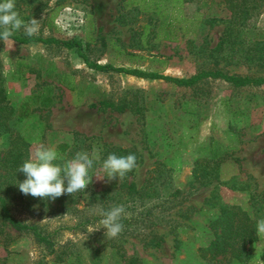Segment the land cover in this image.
<instances>
[{
    "label": "rangeland",
    "instance_id": "1",
    "mask_svg": "<svg viewBox=\"0 0 264 264\" xmlns=\"http://www.w3.org/2000/svg\"><path fill=\"white\" fill-rule=\"evenodd\" d=\"M231 2L234 11L226 0H15L25 22L39 21L32 37L57 42L0 40V86L15 109L0 135V195L10 215L48 243L0 215V264H264L255 228L264 218V84L218 77L176 84L102 71L60 43L80 41L96 64L175 78L202 71L262 78L264 0ZM14 35L28 37L23 28ZM39 144L65 159L100 149L92 183L55 200L23 195L17 169ZM109 153L135 154L136 168L123 180L97 179ZM120 204L129 218L116 238L103 228L88 233L101 219L97 206ZM229 205L250 218L256 239L241 245L245 252L201 257L219 207Z\"/></svg>",
    "mask_w": 264,
    "mask_h": 264
},
{
    "label": "clouds",
    "instance_id": "2",
    "mask_svg": "<svg viewBox=\"0 0 264 264\" xmlns=\"http://www.w3.org/2000/svg\"><path fill=\"white\" fill-rule=\"evenodd\" d=\"M15 9V0H0V40H10L14 33L21 28L28 37L37 35L39 21L32 18L25 22ZM100 149L93 148L91 153L77 151L70 159L61 156L54 147L39 144L31 156L24 160L18 171L25 176L23 181H18L19 191L25 196L33 198L55 200L65 194L73 195L84 191L92 183L90 170L95 162L100 160ZM137 166V157L133 153L117 155L109 153L101 162L103 176L107 177L106 183L111 180H123L127 173ZM96 214L101 217L98 223L89 228L88 233L105 229L104 235L109 239L116 238L124 229L122 218H129L124 205H111L107 210L97 206ZM256 233L264 237V218L257 220Z\"/></svg>",
    "mask_w": 264,
    "mask_h": 264
},
{
    "label": "trees",
    "instance_id": "3",
    "mask_svg": "<svg viewBox=\"0 0 264 264\" xmlns=\"http://www.w3.org/2000/svg\"><path fill=\"white\" fill-rule=\"evenodd\" d=\"M192 1L193 0H171L172 4L176 2V5H180L181 3L192 2ZM231 1L232 0H226V5H227V8H229V10L234 11L236 10L235 8L236 5L232 4ZM174 20H175V17H171L164 24L165 26L168 27V29L162 32L163 38L170 39V35L172 32L170 28ZM11 39L18 41V42H22V43L36 41V40H40L42 42H48V41L57 42V40L53 38H44V39H41L38 37L22 38L17 35H13ZM60 43L66 46L75 47L77 55L85 61L87 66L93 67L95 69L102 70V71L121 72L124 74H129V75H133L136 77H143V78H148V79H163V80L174 82L176 84H190L192 82H195L198 79L205 78V77H210V78L218 77L226 81H229L233 84H264V77L262 78L260 77H255V78L235 77V76H229V75L223 74L218 71H202V72L192 75L189 78L184 79V78H175V77H171L167 75H162L154 71H145V70H141L137 68H125L122 66H112L110 64H96V63L88 61L85 55L82 53V45L80 41L64 40V41H61ZM14 112H15V109L10 105L7 97L4 94L3 88L0 86V135L5 133L8 130L6 121L12 118ZM21 146L23 149H25L26 143L21 141ZM114 149L120 152L126 151L120 148H114ZM19 156L20 154L15 155L12 158L13 164L14 163L16 164L18 162L17 158ZM128 187L133 188V183H130ZM236 212H238L239 215H236L235 219L232 220L231 217L233 214H236ZM0 215L11 226L17 229H24V230L30 231L33 233V235L39 242H44L45 244L48 243L47 237L44 235H41L40 232L36 230L35 226H29L27 224H24L14 219L10 215L8 208H7L6 201L1 195H0ZM234 221L236 222L235 226L232 225ZM217 227H219V229L216 232L215 229ZM211 228L212 230H214L213 238L209 240V242L204 248L200 249V255L203 258L206 257V258L212 259L218 254L219 251L223 249L224 250L228 249V247L231 248L230 250L231 252H234V249H236L237 251L241 253L244 251L241 245H245V244L249 245L252 241L256 239L253 222L243 212V210H241L236 205H229L227 207L226 206L219 207V213L217 217L213 220V222H211ZM235 241H238L240 244L235 246V248H233V244L231 243L232 242L234 243ZM125 264H134V261L132 259H128L127 261H125Z\"/></svg>",
    "mask_w": 264,
    "mask_h": 264
}]
</instances>
